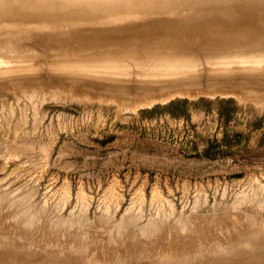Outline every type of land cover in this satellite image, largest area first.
<instances>
[{"label":"rangeland","instance_id":"1","mask_svg":"<svg viewBox=\"0 0 264 264\" xmlns=\"http://www.w3.org/2000/svg\"><path fill=\"white\" fill-rule=\"evenodd\" d=\"M15 1L0 0L7 8L0 31L25 32L46 17L79 20V30L92 23L114 32L160 30L181 20L178 7L186 4L149 0V7L135 4L147 8L135 15L126 14L133 3L104 17L88 8L131 0H31V9L21 8L30 0ZM65 4L74 9L62 11ZM198 21L205 19L183 23L185 36L201 30L193 27ZM26 36L17 43H35ZM86 47L49 58L32 48L20 60L0 49L8 58L0 54V264H264L259 56H243L254 63L247 66L235 59L159 70L138 61L150 52L104 50L98 58ZM185 51L173 57L190 56ZM215 75L231 79L201 80Z\"/></svg>","mask_w":264,"mask_h":264},{"label":"bare ground","instance_id":"2","mask_svg":"<svg viewBox=\"0 0 264 264\" xmlns=\"http://www.w3.org/2000/svg\"><path fill=\"white\" fill-rule=\"evenodd\" d=\"M11 1H13V0H11ZM23 1L25 2L27 0H23ZM30 1H27V2H30ZM33 1H31L29 3L30 5L25 4L26 7L20 6L23 2H21V4L18 6H20L21 8L31 9L30 6H31V3ZM63 1L65 2V0H63ZM73 1L75 2V0H73ZM145 1H147V2H145ZM150 1H152L151 3H153V0H150ZM150 1L149 0H131L129 3H124V2L120 3L119 2V3L108 4L107 6H98L95 3L96 5L95 4L94 5L89 4L90 6L92 5L93 7L88 8V11L91 14L98 15V16H101L100 12H103L104 17H109L108 15H110V13L112 14L115 10V13L117 12L116 14H118L120 12V14L122 15L125 12L124 8H127V5H129V4L132 5L134 3L133 4L134 6L129 5V8H127L128 13H126V14H129L131 12L132 13L131 15H135V14H137V12H140L142 10L147 9L144 7L142 9H139L141 7L138 8V7H136L137 5L143 6L145 4L146 6H148L150 4ZM218 1L219 0H198L195 2H191L189 0H178L177 2L172 1L173 4L177 3V6H178V4H180V2H183V3L186 2L187 5L184 3V5L182 6V3H181V6H179L178 8H181V10H184L185 12L188 9V11H190V13H188V11H187L186 12L187 14L185 15V12H183L184 13V15H183L181 10H180L179 13H181L183 17H180L181 20H178L173 26H168L167 28H163L160 30L155 29L153 31L150 30V31H146V32H145L144 28H139V29H137V31H130L131 33L128 32V30H126V29L114 32V31H111L109 29L103 28L100 25H95L97 23H92L91 27L83 28L82 30H79L75 27L76 25H79V22H78L79 20H67L65 22H60V21L52 20L53 18H50V17H46V18L41 19V20H36L37 23H35V26H37L39 24L40 26L44 25V27L42 26L43 27V29H42L40 26H37V27H40L42 30H39L40 29L39 28V29H37L38 31H35V29L37 28V27L34 28L35 26L33 25L35 20L28 19V22L32 21V20L34 21V22L32 21L33 23H31L34 27H31V28H30V26H28L29 28L26 27L27 29L26 28L25 29L27 31H25V32H24V29H23V32L20 29L17 31L14 30L13 32H10V31H8L9 26L8 25L4 26V28L7 30L5 31V29H3V31H0L1 32L0 33V49L9 50V55H10L11 51H17V53H19L18 57H17V54L15 53L17 58L20 57V54L22 52L25 53L27 51L24 48L28 47L29 45H30L29 51H28L29 53H30V51H32V50H30L32 48H33V50H35V49L36 50L41 49L40 51L45 50V52H41L40 54L46 55L47 58H49V56L52 54V52L54 53V55H55V53H56V55L63 54V52L64 53L73 52V54L74 53L80 54V52H82L84 49L88 48L86 46H89L90 48H92V46H93L94 48H96V50H94V49H92V50L99 52L98 54H95L96 57H98V58L101 57L102 52H107L104 50H115V51L119 50V49H127L130 51L140 50L138 53H136L140 57L145 52L152 53V54H149L143 58L142 57L139 58L138 61H140V64L142 62H145L146 63V64L144 63L145 65L157 67V68H159V70H165V68L175 66L174 64H177V63H182V65L184 63V65L186 64V65H195V66L202 65L205 63H209V64H212L214 66V64L225 63V61H226V63H227V61H230L232 63L233 62L235 63V61H236L238 64L239 62L244 63L245 57H247V56L256 57V55H257V57L258 56L259 57H258V59L256 58L254 63H256V61H257L260 64L263 63V66H264V61H263L264 60V16H261L258 19H254V18H256L255 16L264 15V5H256V4L251 3V2L246 3V2H244V0L243 1H241V0L240 1H235V0H223L222 1L221 0V2H218ZM55 2H54L55 5L56 4L58 5L60 3V2L58 3L57 1H55ZM70 2H71V0H70ZM196 2H197V4L199 2L201 5L195 6L194 3H196ZM204 2H205V4H204ZM206 2L208 4H206ZM14 3H11L12 6L15 5ZM65 3L67 4L68 2H65ZM83 3H81V4H83ZM85 3H87V2H85ZM49 4H50V7L54 6L55 8L56 7L58 8V6H59V5L55 6L52 2H50ZM51 4H52V6H51ZM135 4H137V5H135ZM190 4L193 7H191ZM234 4L235 5L239 4V5L234 6ZM8 5H9V3H8ZM65 5H64V7H65ZM67 5H69V4H67ZM174 5L176 6V4H174ZM174 5H171V6L175 7ZM5 6H7V5H5ZM70 6H72V5H70ZM150 6H151V4H150ZM177 6H176V8H177ZM194 6H195V8H194ZM3 7H4V5L0 6V11L7 9L6 7H5L6 9H3ZM61 7L63 8V5ZM72 7L73 8L70 7V9H69L67 6L68 9L65 7L66 9H62V11H71L72 9H74V6H72ZM60 12H61V10H60ZM202 12H203L204 16H203ZM12 13H17V11L13 10ZM115 13H113V15ZM197 13H199V14H197ZM200 17L204 18L205 21L194 22L193 24H195V25L193 27L199 28L201 30L197 33H190L192 35L191 38L185 36L189 33H187V34L183 33L182 29L185 28L184 27L185 24H183V23H187V21L192 19V18H200ZM182 18H184V19H182ZM17 22L11 20V24H9V25L12 27H14V26L16 27L17 24H18L17 26H21L22 24H25V21L24 22L22 21L21 23H17ZM77 22H78V24H77ZM106 22H108V20L105 19L101 23H106ZM80 23H82L81 20H80ZM197 23H203V24H197ZM28 24H30V23H28ZM45 25H46V27H45ZM156 25L160 26L157 23H156ZM80 26H82V24H80ZM29 29L31 31L32 30L33 31L31 32ZM141 34H143V35H141ZM26 35H28V36L30 35L29 36L30 40H32L31 38L34 37L33 39H35V41L34 40L33 41L35 43H33V44L30 43L28 45H25V42H24V45H25V47H24L22 42L20 41L22 44V45H20L19 44L20 42L17 43L18 42L17 40L23 39L24 36H26ZM213 44H215L218 47V49L216 51H214V53H213V50L210 47H208V46L213 45ZM244 46L247 47L246 50H244V48H243ZM38 50L35 51V53L40 52ZM184 50H186L185 53H190V56H186V57H182V58L173 57V56H175V54H178L180 51H184ZM130 51H128V53H130ZM28 52L25 53L26 56H24V54H21V57L22 56L27 57L29 55ZM33 52L34 51H32L31 54ZM27 53H28V55H27ZM42 53H44V54H42ZM195 53H202V54L197 59L191 58V56ZM2 54H4V56H6V57H2V60L4 59V61H5L7 58V55H5V52H3ZM6 54H8V53L6 52ZM87 54L88 53H86L85 55H87ZM52 55L50 57H52ZM250 55H252V56H250ZM0 56H2V55H0ZM70 56H71V54H70ZM243 56H245V57H243ZM24 57H22V58H24ZM168 57H173V58H168ZM249 57H248V59H250ZM15 58H12V60ZM20 58H19V60H20ZM34 58H36V57H34ZM44 58H45V56H44ZM28 59H29V57H28ZM259 59L262 60V62ZM10 60L11 59L9 57L8 61H10ZM231 60H233V61H231ZM110 61H111V59H110ZM249 61H251V59L247 60V58H246L247 64H245V63L244 64L247 66L249 64ZM22 62H24V61H22ZM26 62H27V60H26ZM107 62H109V59ZM122 62L123 61H121V63ZM230 62H228V63H230ZM16 63L18 64V62H16ZM113 63H114V65H116L114 61H113ZM118 63H120V62H118ZM259 63H258V65H260ZM102 65H103V63L101 64V66ZM240 65L241 64H239V66ZM254 65H255V67H257L256 66L257 63ZM119 66H120V64H119ZM251 66H253V65L251 64ZM263 66H260V67H263ZM106 67H108V66H106ZM204 67L210 68L209 66H204ZM116 68H121V67H116ZM219 69H221V70H219ZM250 69L256 70L254 68H250ZM126 70H127V72L130 71V70L128 71V69H126ZM139 70H141V69H139ZM234 70L235 69H229V68L225 69L224 67H219V68L214 69L212 67V71L219 72L220 74H225L227 72H231ZM110 71H111V69H110ZM120 71H122V70H120ZM236 73L237 74L235 77L237 78V76H240L239 70H237ZM116 74H123V73L116 72ZM243 74L248 75L249 73H243ZM104 79H106V78H104ZM223 79H229L230 80L231 76L215 75V76H208L205 78H201V80H207V81L211 80L212 82H215V80H216V82H221ZM198 80H200V79H198ZM113 82H114V80H113ZM124 83H126V81ZM127 83L130 85V83L128 81H127ZM128 84H127V86H128ZM236 252H237V250H236ZM205 261H207V260H205ZM207 264H208V262H207Z\"/></svg>","mask_w":264,"mask_h":264}]
</instances>
